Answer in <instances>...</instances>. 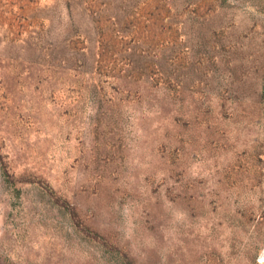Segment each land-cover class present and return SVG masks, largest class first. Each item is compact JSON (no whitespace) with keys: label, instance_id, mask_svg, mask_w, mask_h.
Returning <instances> with one entry per match:
<instances>
[{"label":"rangeland","instance_id":"1","mask_svg":"<svg viewBox=\"0 0 264 264\" xmlns=\"http://www.w3.org/2000/svg\"><path fill=\"white\" fill-rule=\"evenodd\" d=\"M0 264H264V0H0Z\"/></svg>","mask_w":264,"mask_h":264}]
</instances>
